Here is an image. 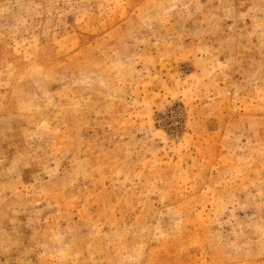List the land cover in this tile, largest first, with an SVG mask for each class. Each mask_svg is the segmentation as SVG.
I'll return each mask as SVG.
<instances>
[{"label":"rangeland","instance_id":"rangeland-1","mask_svg":"<svg viewBox=\"0 0 264 264\" xmlns=\"http://www.w3.org/2000/svg\"><path fill=\"white\" fill-rule=\"evenodd\" d=\"M0 264H264V0H0Z\"/></svg>","mask_w":264,"mask_h":264}]
</instances>
